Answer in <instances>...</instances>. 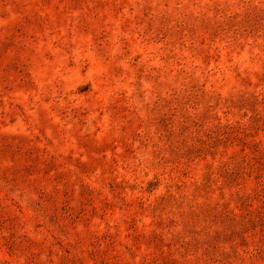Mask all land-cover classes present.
I'll return each instance as SVG.
<instances>
[{
	"label": "rangeland",
	"instance_id": "1",
	"mask_svg": "<svg viewBox=\"0 0 264 264\" xmlns=\"http://www.w3.org/2000/svg\"><path fill=\"white\" fill-rule=\"evenodd\" d=\"M0 264H264V0H0Z\"/></svg>",
	"mask_w": 264,
	"mask_h": 264
}]
</instances>
